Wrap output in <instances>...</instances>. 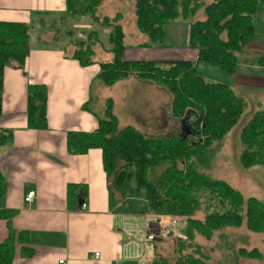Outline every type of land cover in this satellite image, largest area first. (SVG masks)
Wrapping results in <instances>:
<instances>
[{
  "label": "trees",
  "instance_id": "16d2710c",
  "mask_svg": "<svg viewBox=\"0 0 264 264\" xmlns=\"http://www.w3.org/2000/svg\"><path fill=\"white\" fill-rule=\"evenodd\" d=\"M135 24L147 40L140 46H164L166 26L179 17L186 18L201 7V0H131ZM264 0H214L205 5L203 20L188 24L187 43L197 48L198 60L225 72L236 71L239 54L254 39L255 16ZM65 16L88 15L95 23L110 28L108 42L111 60L100 61L99 79L107 86L130 75L148 80L170 94L169 115L175 120L191 116L192 133L185 137L180 130L166 135L147 136L132 125L119 127L113 102L107 98L97 127L90 133H68L72 153L89 148L102 150L103 168L108 181L116 187L134 178L136 189H143L146 205L143 213L184 216L185 238L174 239L175 256L155 253L150 264H210L202 253L197 236L211 239L225 227H241L264 234V202L242 193L227 181L214 178L209 170L219 141L238 122L248 104L231 83L207 80L197 65L181 60H126L125 32L122 15H97L100 0H65ZM32 26L28 23L0 21V91L5 66L22 68L31 49ZM100 39L97 30H89L85 39H77L70 53L80 65L97 63L94 59ZM95 50V51H94ZM257 64L264 67V53ZM47 89L44 84L27 87V117L32 128H46ZM257 109L242 126L239 134L243 167H264V110ZM87 108L86 106H84ZM12 131L0 128V146L11 143ZM182 164V167L180 166ZM133 168V173L124 171ZM4 176L0 173V201L4 195ZM205 210L204 217L195 214ZM17 212L0 207V219L8 225V235L0 242V264H10L16 252V241L28 240L23 231L12 228L10 221ZM164 240V239H160ZM157 240H152L155 242ZM156 252V251H154ZM239 257L262 259L258 248L237 249Z\"/></svg>",
  "mask_w": 264,
  "mask_h": 264
},
{
  "label": "crops",
  "instance_id": "0c3cea01",
  "mask_svg": "<svg viewBox=\"0 0 264 264\" xmlns=\"http://www.w3.org/2000/svg\"><path fill=\"white\" fill-rule=\"evenodd\" d=\"M65 10V0H0V21L31 24L30 44L36 28L39 35L35 39L46 43L31 44L22 68L5 66L2 73L0 128L12 131V141L0 146V173L5 180L0 207L17 212L10 224L28 237L27 241H16V252L10 264H150L156 249L147 245L144 248L141 236L146 230L141 227V220L158 218V224L165 225L160 218L163 216L143 213L145 199L141 208L136 206L138 190L130 189L132 193L127 196L122 194L121 188H114L103 168L100 148L72 153L68 148V133L92 132L107 98L112 99L115 113L120 88L132 86L136 92H141L145 101L142 99L138 112L145 111L149 105L150 109H159V115L162 114L161 109L169 105V95L165 89L134 75L107 86L97 76L99 62L106 60L94 55L97 63L82 66L70 56L73 49L69 51L65 46L47 44L46 39L39 40L40 34L51 27L46 24L47 18L61 19ZM78 19L70 17L62 24L71 22L73 26ZM176 24L186 26L183 45L168 48L125 45L122 57L156 61L187 59L199 66L202 61L198 60L197 48L187 43L188 23ZM106 28L102 27V31L108 30L109 34L110 28ZM92 29L98 31L100 39L99 27ZM53 41L56 40L52 37L50 42ZM101 48L108 51L110 44L101 45ZM243 52L252 55L243 56L250 61L243 66L253 67L254 60L264 53V41L256 36V40L240 52L239 59ZM255 68L256 74L247 70L231 73L235 75L231 84L264 87V67L256 63ZM96 81L102 84L95 102L98 112L89 106ZM32 83L44 84L47 89L45 129L32 128L28 124L27 87ZM107 87L110 94L106 91L101 95ZM168 113L166 111L163 116L173 120ZM139 126L144 129L136 127L140 131L149 129L143 122ZM28 190L35 193L30 204L24 202ZM83 202L86 207L82 209ZM168 229L172 230L170 226ZM137 230H140L138 240L135 238ZM7 235V221L0 219V242ZM95 252L100 254L98 259L93 257Z\"/></svg>",
  "mask_w": 264,
  "mask_h": 264
},
{
  "label": "rangeland",
  "instance_id": "374dc122",
  "mask_svg": "<svg viewBox=\"0 0 264 264\" xmlns=\"http://www.w3.org/2000/svg\"><path fill=\"white\" fill-rule=\"evenodd\" d=\"M214 0H201V7L196 11L195 14L190 15L186 18L179 17L176 20L172 21L171 24L166 26L165 31V38H164V46L168 47H178L183 45L185 42L184 39V30L185 25H180L176 23H191L194 20H203L205 18L204 7L205 5L211 3ZM264 4H261L257 8L256 16H255V40L256 36L259 40L264 41ZM263 9V10H262ZM119 12L122 15L121 24L123 25L124 32H125V45H134V44H142L147 40L146 36L141 34L135 24V15H134V4L131 0H100V4L97 8V15L100 16H109L113 17L115 13ZM52 18V17H51ZM65 19H57V17L50 19L49 17L46 20L47 25H51L47 32L38 38L46 39L47 44L65 46L66 48L72 50L74 48V42L77 39H85L87 32L89 29L98 28L100 30V45L96 46V54L95 58L101 60H111L112 54L108 51H105L100 47L101 45H107L108 42V30L102 31V26L99 23H94L91 18L86 15L83 17H79V19L74 23L69 22L68 24H62ZM90 25V26H89ZM70 27V28H69ZM107 29V28H106ZM41 31V27H40ZM70 32V33H69ZM33 37L31 38V44L33 46L37 45H44L42 41H38L35 38L39 35V29L36 28L35 32L32 33ZM52 37L56 40L53 43L50 42ZM42 42V43H41ZM49 42V43H48ZM70 44V45H68ZM110 44V43H109ZM140 46V45H139ZM138 46V47H139ZM158 46V45H153ZM247 52H243L242 56L240 57L236 68V72H246V70L250 74H256L257 68L255 61V65L253 67L243 66L249 65L250 61L246 60L245 57H252V55L246 54ZM245 56V57H243ZM197 70L200 72L202 76H204L207 80H221L225 82H232L234 79L233 74L231 72H225L220 70L216 67L210 66L206 63H201L197 66ZM140 79V78H138ZM145 80V79H141ZM148 81V80H145ZM102 82V81H101ZM100 81H96L94 88V94L92 95V101L89 106L96 112H98V107H96L95 102L99 97L98 88L99 85L101 86ZM150 82V81H148ZM103 83V82H102ZM152 83V82H151ZM233 84V83H232ZM235 91L241 94L248 106L246 110L241 115L238 122L228 131L225 136L220 139L216 148V152L213 154L210 162V167L208 172L214 178H220L222 180L227 181L230 185L234 188L238 189L244 198L249 196L256 197L264 202V167L262 165H255L250 167H243L239 161V154L241 152V143L239 139V134L242 126L245 122L249 119V117L257 110L260 109L259 102H262L261 109L264 110V87L260 84H233L232 85ZM104 95L107 91L109 93V88H103ZM121 93L120 97L118 96L115 106V113L119 118V127L123 128L127 125H132L135 128L142 127L139 126L140 123H144L149 129L146 132H143L147 136H154V135H166L169 133L179 132V121L175 120L173 122L172 119H167L168 117L163 116L166 111H169V105L163 107L161 110L162 114L159 115V109H150L148 105L146 110L143 112H138L137 108L140 107V103L143 99L140 91H135V89L130 86L126 87L125 89L118 90ZM168 93L167 90H165ZM169 95V96H168ZM167 96L170 98V94L168 93ZM145 100L143 99V102ZM170 104V102H169ZM127 109V111H126ZM143 109V108H142ZM120 111V112H119ZM169 114V113H168ZM170 117V115H169ZM172 118V117H170ZM163 119V120H162ZM165 125L167 127H165ZM138 129V130H139ZM144 130V129H142ZM182 167V164H180ZM124 171L133 173V168H125ZM115 186V185H114ZM117 189V187H114ZM122 190V194H126L127 196L129 193L134 190H138V193L135 194L137 196L138 204L137 207H142V204L145 199L144 190L143 189H136V181L134 178L130 180H125L118 189ZM131 189V190H130ZM132 193V192H131ZM146 204V199H145ZM139 205V206H138ZM205 215V210L201 209L198 211L195 216L197 218H203ZM163 217L165 223L167 224V219H171V215H160ZM169 216V217H168ZM144 217V216H143ZM159 217V216H158ZM184 218V216H182ZM148 221H152L148 223ZM159 219L152 218L142 219L141 220V227H143L145 231L144 236H141V242L143 239L144 248L147 246L154 247L156 249L153 253V257L155 253L161 255H168L170 257L175 256L176 253L174 252V240L173 238H185L184 236V229L186 227V222L177 218L172 219L170 223L166 226L171 227L172 230H169L168 237L165 240L155 241L151 245V241L146 239L148 233H156L160 228L158 224ZM140 230H137L135 238L138 240L140 235ZM174 234V236H173ZM180 236H179V235ZM195 241L199 243L201 251L203 254L208 256L210 264H264V234L263 233H253L247 230L244 226L235 228V227H225L221 230H218L214 233L211 239H206L201 236H197ZM143 245L141 246L143 248ZM147 245V246H146ZM239 247H244L247 249H251L256 247L259 251L263 254L262 259H251V258H244L239 257L237 255V249ZM151 262V261H150Z\"/></svg>",
  "mask_w": 264,
  "mask_h": 264
},
{
  "label": "built area",
  "instance_id": "2783aa9c",
  "mask_svg": "<svg viewBox=\"0 0 264 264\" xmlns=\"http://www.w3.org/2000/svg\"><path fill=\"white\" fill-rule=\"evenodd\" d=\"M34 196H35V193H34V191L33 190H28L26 193H25V195H24V202L25 203H27V204H30V203H32V201L34 200ZM81 207H82V209L83 208H85L86 207V204L83 202V203H81ZM169 217V216H168ZM170 218L171 219H169V221H171L172 219H177V218H179V219H181V220H183V222H185V217L183 218L182 216H170ZM168 221V223H170ZM167 223V224H168ZM167 224H165V225H160V228L158 229V231L156 232V233H148V235H147V237H146V239H148V240H150V241H152V240H154V239H156V238H160V239H165L166 237H168L167 235L170 233L169 232V230H168V227L166 226ZM180 236V235H179ZM99 256H100V254L98 253V252H95L94 254H93V257L95 258V259H98L99 258ZM153 257V256H152ZM152 257H150V259L152 260ZM60 263H62V260H60L59 261Z\"/></svg>",
  "mask_w": 264,
  "mask_h": 264
},
{
  "label": "water",
  "instance_id": "95a60500",
  "mask_svg": "<svg viewBox=\"0 0 264 264\" xmlns=\"http://www.w3.org/2000/svg\"><path fill=\"white\" fill-rule=\"evenodd\" d=\"M191 116L189 114L186 115V117L180 121L181 123V131L184 135V137L192 133V130L189 128V123H190ZM155 240L160 241V238H156Z\"/></svg>",
  "mask_w": 264,
  "mask_h": 264
}]
</instances>
